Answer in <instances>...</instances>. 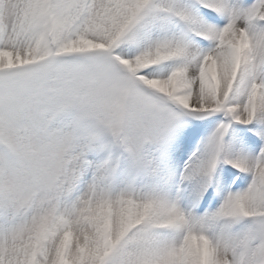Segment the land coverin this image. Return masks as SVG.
<instances>
[{"label": "snow or ice", "instance_id": "6c2138e0", "mask_svg": "<svg viewBox=\"0 0 264 264\" xmlns=\"http://www.w3.org/2000/svg\"><path fill=\"white\" fill-rule=\"evenodd\" d=\"M0 264H264V0H0Z\"/></svg>", "mask_w": 264, "mask_h": 264}]
</instances>
